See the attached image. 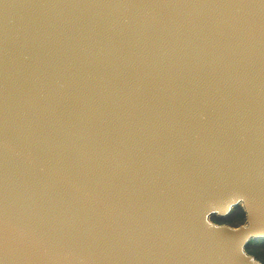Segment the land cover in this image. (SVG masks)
I'll return each instance as SVG.
<instances>
[{"label":"water","instance_id":"1","mask_svg":"<svg viewBox=\"0 0 264 264\" xmlns=\"http://www.w3.org/2000/svg\"><path fill=\"white\" fill-rule=\"evenodd\" d=\"M261 240L264 0H0V264H261Z\"/></svg>","mask_w":264,"mask_h":264},{"label":"trees","instance_id":"2","mask_svg":"<svg viewBox=\"0 0 264 264\" xmlns=\"http://www.w3.org/2000/svg\"><path fill=\"white\" fill-rule=\"evenodd\" d=\"M244 214L240 207L232 211L225 219H213L216 224H225L230 227H237L243 223ZM246 252L254 256L259 262L264 264V240L254 241L253 244L246 246Z\"/></svg>","mask_w":264,"mask_h":264},{"label":"rangeland","instance_id":"3","mask_svg":"<svg viewBox=\"0 0 264 264\" xmlns=\"http://www.w3.org/2000/svg\"><path fill=\"white\" fill-rule=\"evenodd\" d=\"M254 243V241H251L249 244L251 245V244H253Z\"/></svg>","mask_w":264,"mask_h":264},{"label":"flooded vegetation","instance_id":"4","mask_svg":"<svg viewBox=\"0 0 264 264\" xmlns=\"http://www.w3.org/2000/svg\"><path fill=\"white\" fill-rule=\"evenodd\" d=\"M261 263V262H260ZM262 264V263H261Z\"/></svg>","mask_w":264,"mask_h":264}]
</instances>
